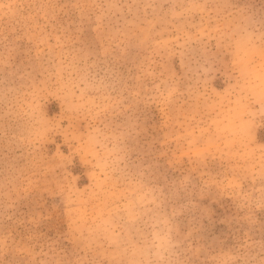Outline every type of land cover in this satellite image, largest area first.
I'll return each mask as SVG.
<instances>
[{"label":"rangeland","instance_id":"rangeland-1","mask_svg":"<svg viewBox=\"0 0 264 264\" xmlns=\"http://www.w3.org/2000/svg\"><path fill=\"white\" fill-rule=\"evenodd\" d=\"M0 264H264V0H0Z\"/></svg>","mask_w":264,"mask_h":264}]
</instances>
